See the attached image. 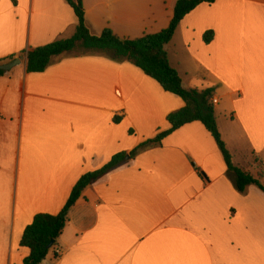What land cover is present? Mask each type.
Here are the masks:
<instances>
[{"label":"crops","instance_id":"obj_1","mask_svg":"<svg viewBox=\"0 0 264 264\" xmlns=\"http://www.w3.org/2000/svg\"><path fill=\"white\" fill-rule=\"evenodd\" d=\"M176 2L83 0L93 34L128 40L166 29ZM76 29L66 0H0V60L25 58L0 77V264H24L35 216L58 215L83 175L121 153L129 159L83 191L42 264H264V193L237 190L202 123L130 157L170 128L167 117L185 107L179 97L102 52L65 53L27 72L23 52ZM166 50L185 89L214 90L233 165L248 162L264 185V0L198 7ZM216 112L230 117L225 127Z\"/></svg>","mask_w":264,"mask_h":264},{"label":"trees","instance_id":"obj_2","mask_svg":"<svg viewBox=\"0 0 264 264\" xmlns=\"http://www.w3.org/2000/svg\"><path fill=\"white\" fill-rule=\"evenodd\" d=\"M74 11L77 29L70 39L56 41L36 48L21 55L27 56V72L30 74L44 73L54 57L81 51L82 53L102 52L111 54L114 62H130L140 69L148 78L157 82L169 94L179 97L185 107L167 117L170 128L160 132L153 139L139 145L131 154L135 156L142 149L157 146L164 139L185 125L200 122L212 135L223 155L228 172L234 176L235 185L240 193L249 186H256L264 193V185L247 169H240L233 165L232 155L223 141L215 117V107L211 103L214 90H187L182 85L178 71L170 65L166 46L170 44L182 21L198 7L213 5L216 0H177L174 15L169 26L160 33L145 35L135 40L122 39L111 29H105L101 34H93L85 17L83 0H66ZM214 38L213 32L204 35V42L210 43ZM17 56L0 60V65L14 61ZM7 73L0 70V77ZM114 122H119L115 119ZM127 157L126 153L114 156L102 169L83 175L72 190L70 198L62 211L56 215L38 214L32 223L25 229L21 247L30 250V255L24 264H42L56 245L66 226L68 211L80 199L83 191L100 180L107 173L122 165ZM52 242L54 244L52 245Z\"/></svg>","mask_w":264,"mask_h":264},{"label":"water","instance_id":"obj_3","mask_svg":"<svg viewBox=\"0 0 264 264\" xmlns=\"http://www.w3.org/2000/svg\"><path fill=\"white\" fill-rule=\"evenodd\" d=\"M25 61L24 57L16 58L14 61L0 65V70L6 73L11 72L14 68L20 66ZM129 159V158H128ZM54 242H52V245Z\"/></svg>","mask_w":264,"mask_h":264},{"label":"rangeland","instance_id":"obj_4","mask_svg":"<svg viewBox=\"0 0 264 264\" xmlns=\"http://www.w3.org/2000/svg\"><path fill=\"white\" fill-rule=\"evenodd\" d=\"M81 52V51H80ZM17 68V67H16ZM15 69V68H14ZM216 114H217V112H216ZM226 119H223V117L222 118H220V115L219 114H217V119H218V121H219V124H220V126H222V127H225V125H226V122H229L230 121V117L229 116H227L226 115ZM128 156L125 158V160H128ZM247 159H249V158H247ZM246 161H248V160H246ZM245 161V162H246ZM248 163V162H247ZM245 164L246 166H244V168H248L249 167V163L248 164ZM250 163H253V161L251 160V162Z\"/></svg>","mask_w":264,"mask_h":264},{"label":"built area","instance_id":"obj_5","mask_svg":"<svg viewBox=\"0 0 264 264\" xmlns=\"http://www.w3.org/2000/svg\"><path fill=\"white\" fill-rule=\"evenodd\" d=\"M211 103L215 106V105H218V100L217 99H215V98H213L212 100H211ZM57 255H60L61 254V252H60V250H56V252H55Z\"/></svg>","mask_w":264,"mask_h":264}]
</instances>
